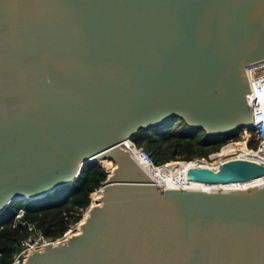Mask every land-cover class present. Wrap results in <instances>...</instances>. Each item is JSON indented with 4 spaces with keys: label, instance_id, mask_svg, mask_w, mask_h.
Returning <instances> with one entry per match:
<instances>
[{
    "label": "water",
    "instance_id": "1",
    "mask_svg": "<svg viewBox=\"0 0 264 264\" xmlns=\"http://www.w3.org/2000/svg\"><path fill=\"white\" fill-rule=\"evenodd\" d=\"M261 58L264 0H0V214L117 163L82 232L24 264H264V185L163 190L122 147L174 116L251 126L245 68ZM263 175L246 160L187 173Z\"/></svg>",
    "mask_w": 264,
    "mask_h": 264
},
{
    "label": "trees",
    "instance_id": "2",
    "mask_svg": "<svg viewBox=\"0 0 264 264\" xmlns=\"http://www.w3.org/2000/svg\"><path fill=\"white\" fill-rule=\"evenodd\" d=\"M254 129V126H249L251 132ZM239 137L237 131L211 135L204 128L192 127L181 117L174 116L159 125L141 128L132 140L137 146L144 147L157 165H162L207 157L218 151L227 140ZM250 145L255 144L250 142ZM100 162L109 173L116 166L111 159ZM100 162L92 161L85 165L73 184L40 199L14 201L0 214V264H10L22 249L17 243L30 235L29 224L47 239L54 240L62 236L71 224L78 222V225L84 220L87 212L83 218L82 215L91 203V195L95 202L100 195L101 183L108 177V171ZM20 210H23V216L17 219Z\"/></svg>",
    "mask_w": 264,
    "mask_h": 264
},
{
    "label": "built area",
    "instance_id": "3",
    "mask_svg": "<svg viewBox=\"0 0 264 264\" xmlns=\"http://www.w3.org/2000/svg\"><path fill=\"white\" fill-rule=\"evenodd\" d=\"M245 75L250 85V92L247 94V101L252 109L253 122L251 126H254V132H251L246 126L243 129L244 134H242L238 139H229L220 147L218 151L210 153L207 157L195 158L194 160L204 159L212 162L216 159L228 160L240 153L231 145H234L237 140H244L250 146L251 150V152L247 154L258 158V163L264 165V58L252 61L248 64L245 68ZM251 134L257 141L254 146L250 145ZM130 140L132 141L134 148H131L130 146H126L125 148L131 156L133 155L138 158L145 166V170L151 174L158 165L153 161L150 153L144 147H139L132 139ZM225 147H230L229 151L223 155L217 156V154H220ZM252 152L261 153L263 156H260L259 154H252ZM218 168L219 167L216 169ZM22 216L23 210H20L17 214V219ZM77 223L78 222L71 224L62 236L54 240L47 239L41 232L36 230L33 225L29 224V230L31 233L27 238L22 239L17 243L18 246L22 247V249L15 255L14 260L10 264H24L31 251L40 250L47 243H56L65 239L71 231L73 232L75 230Z\"/></svg>",
    "mask_w": 264,
    "mask_h": 264
},
{
    "label": "bare ground",
    "instance_id": "4",
    "mask_svg": "<svg viewBox=\"0 0 264 264\" xmlns=\"http://www.w3.org/2000/svg\"><path fill=\"white\" fill-rule=\"evenodd\" d=\"M249 129V126H247ZM130 139L129 137L125 138L122 142V147L130 146L125 141ZM235 147L240 153L236 154L233 158H230L228 160L224 159H216L215 161H208L204 159L200 160H191V161H176V162H170L162 165H158L157 168L150 174L146 170V172L150 175L152 178V181L156 183L159 188L161 189H182V190H201V191H208V192H242L252 187L260 188L264 185V175L257 178H252L246 181H230L226 183H220V182H204L199 180H193L189 179L187 177V173L189 169L196 167V168H209L215 172H218L221 167L231 160H246V161H252V162H258V158H255L253 155L247 154L250 153V146L247 144L244 140H237V142L234 145H231ZM126 149V148H125ZM230 147H225L219 155H223L229 151ZM252 154H259L260 156H263L261 153L252 152ZM252 156V157H251ZM132 157L138 161L141 166L144 168L145 166L143 163L136 157L132 155ZM105 159H111V157L106 156L104 159H99V161H103ZM114 161V160H113ZM103 164V163H102ZM116 166L110 171V175L114 173L115 169L117 168V163L115 162ZM263 165V164H262ZM219 167L218 169H216ZM106 168V167H105ZM145 169V168H144ZM103 197V187H100V195L96 197L95 202L96 204H93V200L91 201V205L87 208V214L84 217V220L78 224L75 228L78 230L77 233H73L69 236H67L65 239L60 240L56 243H53L54 245H57L65 240H68L73 235H79L82 232L83 224L85 223L87 217L90 215V212L97 206L101 204V198ZM46 245V244H45ZM44 248V247H43ZM42 248V249H43ZM40 250H33L30 254L34 253V251H42ZM28 254V256L30 255ZM28 256L25 260V262L28 259Z\"/></svg>",
    "mask_w": 264,
    "mask_h": 264
},
{
    "label": "rangeland",
    "instance_id": "5",
    "mask_svg": "<svg viewBox=\"0 0 264 264\" xmlns=\"http://www.w3.org/2000/svg\"><path fill=\"white\" fill-rule=\"evenodd\" d=\"M244 128H242L241 130H238L237 132H239V134H240V136L242 135V134H244V130H243ZM128 145H132V143L130 142V139H128V140H126L125 141ZM250 142H252V143H254V144H256V139L254 138V136L251 134V140H250ZM252 157V156H251ZM256 158V157H255ZM102 164V163H101ZM106 169V168H105ZM107 170V169H106ZM108 171V175H110V173H109V170H107ZM96 191V190H95ZM91 200H92V195H91ZM94 204H96V202H94L92 205H94ZM91 205V203H90V205L89 206H92ZM88 206V207H89ZM87 212V209L86 210H84V212H83V215H82V218H83V216H84V214ZM81 218V219H82ZM77 226V225H76ZM75 226V227H76ZM78 232V230L75 228V230L73 231V233H77ZM72 233V234H73Z\"/></svg>",
    "mask_w": 264,
    "mask_h": 264
}]
</instances>
